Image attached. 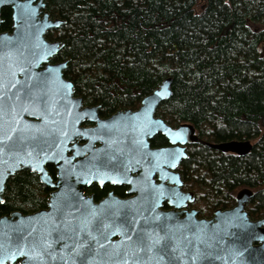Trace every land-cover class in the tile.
<instances>
[{
  "label": "water",
  "instance_id": "water-1",
  "mask_svg": "<svg viewBox=\"0 0 264 264\" xmlns=\"http://www.w3.org/2000/svg\"><path fill=\"white\" fill-rule=\"evenodd\" d=\"M46 1L0 0V25L5 7H11L13 19L12 32L0 33V204L8 180L23 170L36 173L53 190L45 209L0 216V264H102L84 261L85 243L99 241L89 242V231L108 227L111 241L110 233H118L122 215L108 207L110 199L94 204L84 195L85 187L127 185L129 192L168 193L164 183L173 184L172 178L179 177L173 171L188 158L187 145L244 157L254 144L205 141L190 124L175 129L156 117L159 106L172 96L170 77L138 109L101 118L100 106H84L74 83L66 79L68 61L50 63L63 44L49 41L47 34L65 21L51 17ZM67 83L73 85L70 90ZM158 92L162 94L157 96ZM86 122L94 126L82 127ZM158 133L169 139L170 148H150V139ZM168 153L176 154L175 167L165 162ZM48 165L57 169L56 182ZM156 175L162 184L154 185ZM253 195L250 189L240 190L236 205L218 209L210 220H196L194 211L183 223L174 221V210L142 215L151 219L146 226H156L155 264H264V219L252 221L246 210ZM149 233L142 231V240H148ZM75 236L83 243L72 253Z\"/></svg>",
  "mask_w": 264,
  "mask_h": 264
},
{
  "label": "trees",
  "instance_id": "trees-1",
  "mask_svg": "<svg viewBox=\"0 0 264 264\" xmlns=\"http://www.w3.org/2000/svg\"><path fill=\"white\" fill-rule=\"evenodd\" d=\"M46 10L65 21L48 33L63 44L55 60L68 61L66 79L102 116L138 108L170 77L158 116L192 125L206 141L250 140L244 157L191 147L184 175L207 210L229 208L251 189L252 216L264 215V0H47ZM2 18L1 31L10 29L9 8ZM49 191L36 174L18 172L0 216L45 208Z\"/></svg>",
  "mask_w": 264,
  "mask_h": 264
},
{
  "label": "flooded vegetation",
  "instance_id": "flooded-vegetation-1",
  "mask_svg": "<svg viewBox=\"0 0 264 264\" xmlns=\"http://www.w3.org/2000/svg\"><path fill=\"white\" fill-rule=\"evenodd\" d=\"M5 8H9L11 10L12 24L10 29L1 31V25L3 24V18L1 14L2 23L0 25V33L12 32L13 30L12 9L11 7H5ZM5 8H3V10ZM47 39L53 42V40H50L48 38V34H47ZM56 56L57 55H55L53 58L50 59L51 64L60 63L57 62V60H55ZM44 68L45 65H42L40 67L41 70H43ZM84 106H91V105L84 104ZM92 106H100V105H92ZM136 109H132V110H136ZM99 115L101 118H108L112 116V115L102 116L100 113ZM156 117L162 118L157 115V112H156ZM162 119L166 122L164 118ZM167 124L175 129L183 125L180 124L173 126L170 125L169 123ZM92 126H94V124L88 122L82 124V127H92ZM196 135L200 138L197 130H196ZM149 142H150V148L152 150L167 149L172 146L169 139L166 138L162 133L156 134L152 139H150ZM195 145H200V144H189L186 146L185 152L188 155V158L181 159L176 169L173 171L175 174H179V177L172 178L174 183L169 184L168 181L164 183V185H168V189H170V192L163 193V195H161L160 192H156V193L129 192L131 187L127 185L119 186V185L105 184L103 186H100L99 184H93L91 186H87L84 188V195L92 198L94 204L97 205L106 199H110L108 207H110L113 211L114 209H116L115 212L122 215L121 218L118 217L119 220V226L117 231L118 233L116 232L110 233L111 241H109L108 239V235H109L108 227L107 228L104 227L99 230L91 229L89 231L88 241L89 242L95 241L98 238L99 241L96 244L85 243L86 246L85 247L86 260H84L85 262L88 263L100 262L102 264H141L142 262L148 261L150 264L153 263L155 264L158 253L157 240H156V226L151 224H149V226H146V223L149 222L151 219H144L142 218V215L144 217L147 216L151 217L156 214V210L159 212H171L174 210L177 214L174 221L176 223L179 222L183 223L186 219H188L189 214L192 211H194L196 220H200L201 218L210 220L214 216L215 211H217L218 209L226 210L233 208L236 205V196L239 191L237 192V194H235V198H234L235 203L229 208H216V209L213 208L207 210L204 207L205 205H203L202 202L200 201V192H198V190L195 189L193 184L187 181V178L184 175L186 162L190 157V148L194 147ZM47 169L48 172L51 174V176L54 178V181L56 182L57 181L56 167L54 165H48ZM158 178H159L158 175H156L153 178L154 185L162 184ZM173 187L178 188L180 192L178 193L179 194L178 196L174 194L176 192L173 189ZM48 188L50 190L48 196V201H49L50 194L53 190L50 187ZM98 189L101 190L102 193H98L97 192ZM252 192L254 195L248 201L246 205V210L252 221H260L264 219V215L263 216L259 215L258 217L254 218L251 213L253 207V199L255 197V193L253 190ZM167 196L168 198L165 199ZM48 201L45 208L48 207ZM173 203L179 204V207H176ZM144 230L150 231L148 240H146L145 238H143L142 240L141 232ZM100 238L106 240V242L100 243ZM81 243L83 242H80L75 236L74 241L70 247L72 253H77L78 251H80L78 250L79 249L78 246ZM255 246H259V244H255ZM186 252H188V249L186 250ZM189 259L190 258L188 257L187 260L185 261H188Z\"/></svg>",
  "mask_w": 264,
  "mask_h": 264
},
{
  "label": "snow or ice",
  "instance_id": "snow-or-ice-1",
  "mask_svg": "<svg viewBox=\"0 0 264 264\" xmlns=\"http://www.w3.org/2000/svg\"><path fill=\"white\" fill-rule=\"evenodd\" d=\"M49 71H55L54 69H49ZM65 87L67 88V89H71L72 87H73V85L71 84V83H67L66 85H65ZM162 93H156V95L157 96H159V95H161ZM29 155H31V153H29ZM155 155V154H154ZM176 159H177V156H176V154L175 153H168V154H166V156H165V162H171V166L172 167H175L176 166ZM161 195H163V193L161 192L160 193ZM175 195H179L178 193H174Z\"/></svg>",
  "mask_w": 264,
  "mask_h": 264
}]
</instances>
